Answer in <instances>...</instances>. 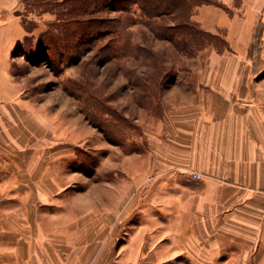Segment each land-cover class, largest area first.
<instances>
[{
  "label": "crops",
  "instance_id": "1",
  "mask_svg": "<svg viewBox=\"0 0 264 264\" xmlns=\"http://www.w3.org/2000/svg\"><path fill=\"white\" fill-rule=\"evenodd\" d=\"M218 1L232 13L192 19L229 50L135 119L145 144L95 148L94 173L70 163L95 128L32 104L0 62V264H264V76L248 58L264 0Z\"/></svg>",
  "mask_w": 264,
  "mask_h": 264
},
{
  "label": "rangeland",
  "instance_id": "2",
  "mask_svg": "<svg viewBox=\"0 0 264 264\" xmlns=\"http://www.w3.org/2000/svg\"><path fill=\"white\" fill-rule=\"evenodd\" d=\"M61 1L65 2L60 4ZM252 1L233 0V11L244 13L245 4ZM76 3L77 0H0L1 68L8 69L19 92L32 104L45 105L46 110L59 116L62 122L75 116L76 120L92 126L93 122H98L97 117L89 113L92 105L103 112L117 111L137 127V130L123 127L126 137L119 146L130 153L136 146L135 139L145 144L143 124L135 119L147 122L149 116L160 115L164 89L154 100L137 102V89L132 85L135 76L152 72L151 62H157V66L162 60L169 67L174 58L172 81L195 79L213 48L175 53L170 42L153 37L146 17L134 0H129L121 10L120 6L104 4L98 9V5L92 6L88 10H95L93 14L77 17L84 21L81 25L72 22L76 10L67 12ZM77 28L80 33L74 36L73 30ZM58 30L60 36L56 35ZM217 34L224 33L219 30ZM111 47L116 51L110 58ZM149 53H154L156 58ZM255 57L254 70L263 77L264 45ZM167 82L166 86L171 83ZM85 97L89 99L86 101ZM92 127L95 137L77 148L70 163L84 174L94 173L99 164L100 153L95 148L104 141L117 145L114 139L106 140L98 127ZM72 129L77 137L83 134L78 125ZM82 188L80 184L75 187Z\"/></svg>",
  "mask_w": 264,
  "mask_h": 264
},
{
  "label": "trees",
  "instance_id": "3",
  "mask_svg": "<svg viewBox=\"0 0 264 264\" xmlns=\"http://www.w3.org/2000/svg\"><path fill=\"white\" fill-rule=\"evenodd\" d=\"M64 2L61 1L60 4ZM128 2L129 0H77L75 7L72 6L67 12L70 14L71 11L76 10L72 22L81 25L84 21H79L77 17L93 14L95 10H88L92 6L98 5L97 9L104 4L105 6L112 5L115 8L120 6L119 9L121 10L126 8ZM134 3L139 6L146 17L148 29L153 37L170 42L177 54L179 52L192 53L194 50H201L206 47H212L217 52L229 50L224 34L208 32L192 19L196 10L203 5L215 6L231 14L230 9L218 0H134ZM79 30V28L73 30L74 36L80 33ZM58 31H56V35L60 36L61 32ZM263 32L264 22L259 20L254 28L252 43L248 52V58L254 64L253 68L257 63L255 55L263 47ZM115 51V47L110 48V58ZM149 54L151 57L156 58L154 53ZM161 61L158 62L160 64L157 66V62H151V67L154 68L152 72H144L142 75L135 76V79L132 80L133 87L137 89V102L143 103L158 98L161 90L168 83L167 81H172L173 77L171 76L175 74L174 58H172L169 67H166ZM87 98L89 99V97H85V100ZM90 109L92 111H89V113H93L98 121L91 122L92 126L98 127L106 140L111 141L114 139V144L122 145L121 141L126 137L123 127L137 130L135 125H132L127 118L121 116L117 111L103 112L102 109H97L93 105L90 106Z\"/></svg>",
  "mask_w": 264,
  "mask_h": 264
},
{
  "label": "built area",
  "instance_id": "4",
  "mask_svg": "<svg viewBox=\"0 0 264 264\" xmlns=\"http://www.w3.org/2000/svg\"><path fill=\"white\" fill-rule=\"evenodd\" d=\"M192 176H193L194 178H199V175L196 174V173H193Z\"/></svg>",
  "mask_w": 264,
  "mask_h": 264
}]
</instances>
